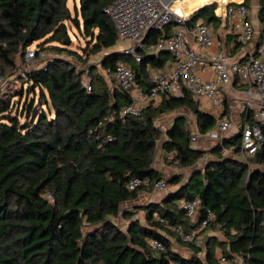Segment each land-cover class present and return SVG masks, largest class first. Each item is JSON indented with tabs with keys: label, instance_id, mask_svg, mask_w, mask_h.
<instances>
[{
	"label": "trees",
	"instance_id": "obj_1",
	"mask_svg": "<svg viewBox=\"0 0 264 264\" xmlns=\"http://www.w3.org/2000/svg\"><path fill=\"white\" fill-rule=\"evenodd\" d=\"M40 1L41 14L35 20ZM113 1L80 0L73 14L69 0H0V78L10 84L13 80L28 83V92L32 88L40 98L37 109L31 103L19 111L14 97L0 89V264H219L218 249L230 260L238 255L244 264H264V143L255 155L239 159L240 133L210 151L193 147L184 117L176 118L165 133L156 120L183 107L197 117L201 134L218 123V117L200 109L187 88L182 96L164 92L161 101L151 102L139 117L124 116L130 97L99 67L113 72L118 63L127 64L137 82L148 89L149 68L165 66L174 55L150 54L139 47L141 61L133 54L112 51L98 64L88 63L118 44L117 29L105 11ZM191 1L201 6L208 0ZM250 2L243 3L250 7ZM215 9L195 12L193 20L216 22ZM258 17L264 19V0ZM69 23L89 39L81 52L69 48L73 43ZM171 33L172 25L151 29L144 44ZM39 41L36 57L50 50L66 53L88 64L87 69H77L75 63L58 57L21 76L18 58L26 59L28 49ZM52 42L60 46L49 45ZM85 74L91 91L84 87ZM246 121L254 123L251 113L245 114ZM261 128L264 136V123ZM164 135V151L175 153L173 161L181 168L209 155L216 159L207 161L189 182L160 202L137 206V211L146 213L143 225L133 219L134 212L121 206L165 179L154 166ZM226 148L231 154L223 153ZM134 177L147 182L130 190ZM166 181L168 187L177 186L183 176L176 174ZM195 198L201 206L192 220L181 203ZM209 211L213 218L200 234L220 231L224 240L212 235L200 247L183 241L167 226L190 231ZM121 215L129 221L126 230L113 219ZM170 237L195 254L187 258L176 252ZM152 240L165 249L156 248Z\"/></svg>",
	"mask_w": 264,
	"mask_h": 264
},
{
	"label": "built area",
	"instance_id": "obj_2",
	"mask_svg": "<svg viewBox=\"0 0 264 264\" xmlns=\"http://www.w3.org/2000/svg\"><path fill=\"white\" fill-rule=\"evenodd\" d=\"M183 0H114L105 11L112 18L117 29L119 39L132 41L130 46L122 51L133 54L137 61L141 57L137 48L141 47L146 53L158 54L160 51H169L174 55L173 67H150V87L144 88L137 82L132 68L124 63H118L115 70H103L107 77L114 78L121 89L130 97V103L123 109L122 114L139 117L144 109L151 103H159L162 94L168 92L174 96H182L185 89H189L197 100L207 99L213 108H222L225 104V92L233 85L236 78L247 86L246 100L241 105L245 114H252L254 123L246 122L237 127L232 120L219 121L207 135L216 142V146L223 143L225 138L233 137L232 132L241 134L242 159L255 155L264 143L262 124L264 123V19L260 20L263 30V38L255 51L245 57L244 60H235L225 51L211 53L209 58L199 54L191 45L193 40L200 48H211L215 41V22H207L203 18L193 20L194 12H181L179 3ZM244 2V1H243ZM243 2L217 1L215 15L228 21L236 22L239 28V39L243 43L253 40L256 28L251 20V8ZM172 25V33L145 45L144 39L151 29L165 30ZM37 47L29 48L26 52V60L41 59L44 65L47 60L60 57L57 53L43 51L36 57ZM169 65V64H167ZM28 68L21 74L24 76ZM0 89H5L9 80ZM84 87L92 90L90 80H83ZM198 136H192L196 141ZM224 154H229V149H224ZM147 181L134 177L130 180L128 188L136 190ZM154 191H167L168 185L165 179L155 183ZM186 210V215L194 220L201 206L200 199L184 200L181 203ZM213 218V213L208 212L207 217L198 227L186 231L182 226H170L183 241L194 242L204 247V239L200 231L208 226ZM151 243L159 250H164V245L158 240ZM219 264H234L233 260L222 255Z\"/></svg>",
	"mask_w": 264,
	"mask_h": 264
},
{
	"label": "crops",
	"instance_id": "obj_3",
	"mask_svg": "<svg viewBox=\"0 0 264 264\" xmlns=\"http://www.w3.org/2000/svg\"><path fill=\"white\" fill-rule=\"evenodd\" d=\"M210 1L211 0H208L207 2H210ZM217 1L218 2L221 1L222 3H225L231 0H217ZM243 1L244 0H238V2H243ZM216 5L217 4H215V6ZM179 7L183 12H190L197 6L193 5L191 0H183L182 2L179 3ZM250 8H251V20H252L253 25L256 28V33H255L253 40L250 41L249 43H243L240 41L239 34H238L239 28L236 22L228 21L223 18H218V20L215 22L216 41L211 48H208V49L200 48L193 40H191L190 45L199 54L205 56L206 58H209L211 56V53H214L216 51H225L231 54L235 60H244L246 56H248L253 51H255L259 42L263 38V30L260 24V19L258 17V12L260 8V0H251ZM120 40H123V39H119L118 42H120ZM121 45L122 44H117L115 47L110 48L111 52L112 51H122L123 48L127 47V46H121ZM167 64L165 66H170L171 68V66L173 65V60L169 61ZM246 89H247V86L239 82L238 78H236L233 85L228 87V89L225 92V104L222 108H218V109L213 108L209 100L200 99L198 100L200 109L204 112L214 114L216 117L219 118L218 122L223 119H230L239 128L241 127L242 124L247 122V121L244 122L245 113H243L241 110V105L243 101L246 100V97H247L246 92H245ZM178 117L186 118L187 127L189 131L191 132V137L198 136V139L196 141L191 140V143L194 148L200 149L203 151H210L213 147L216 146V142L212 140L207 134H201L199 132L198 125H197V117L188 108L183 107V108H180L179 110L165 113L156 120V123L166 133L173 126L174 120ZM232 133L234 135L238 134V132H232ZM165 139H166V135H164L163 139L160 141L158 145L154 166L159 172L163 173L164 178L166 180L171 179L176 174H181L183 176V181L177 186H169L167 191L156 192L152 190L150 192L148 191L143 192L139 195L137 199L132 200V201H127L122 204L121 207L124 211H128V212L136 211V213L134 212L135 216L133 217V219L140 220L143 225L146 224V213L143 210H140L137 212V206H142V205L152 203V202H160L168 193L177 190L179 187H181V185L189 182L193 173L197 170H201L205 166L207 161L216 159L214 156L209 155L207 156V158L200 160L197 164L191 167L181 168L177 165V162L173 161L175 153L169 154L164 151L163 141ZM160 153L162 155V157H160L161 159L158 158ZM229 154H231L230 149H229ZM237 156L239 159H242L241 154ZM142 213H143V217H142ZM114 220L116 222L117 220H123L122 222L120 221V223L119 222L117 223L124 230H126L129 224L128 220L124 219L122 215L117 217L116 219L114 218ZM201 235L204 239V244L206 243L208 238L212 235L218 236L220 239L224 240V235L220 231L209 229L204 234H201ZM173 238L174 237H170L172 244H173V249L176 252L180 253L181 255L187 258L195 254V252L190 247L183 245L181 242L178 241V239H174L173 241L172 240ZM199 255L201 257H204V253H200ZM222 255H223L222 251L218 249L217 256H216L217 259H219ZM238 258H240L238 257V255H234V258L232 260L235 261V259H238Z\"/></svg>",
	"mask_w": 264,
	"mask_h": 264
},
{
	"label": "rangeland",
	"instance_id": "obj_4",
	"mask_svg": "<svg viewBox=\"0 0 264 264\" xmlns=\"http://www.w3.org/2000/svg\"><path fill=\"white\" fill-rule=\"evenodd\" d=\"M75 5H77L78 7L80 6V0H69V6L72 9L73 14H75ZM69 33L72 37L73 43L72 45L69 47L71 50H75V51H82L81 48L85 47L88 43L87 37H85L83 35V33H81L76 27H74L71 23H69ZM42 41L36 42L31 48L34 49L35 47H37V45L39 43H41ZM132 41L129 40H120V42H118V44H122L121 46H130V43ZM49 45L51 46H60L59 43L56 42H52L49 43ZM120 46V47H121ZM119 47V48H120ZM51 53H54L53 51H48ZM111 52V49H107L104 50L103 52L92 56L88 63L91 64H98L100 62V59L103 57V55H105L106 53ZM60 58H64L66 60H70L71 62L75 63L77 65V69H87L88 64H84V63H79L78 60L75 58V56L72 55H68L66 53L63 54H59ZM19 64H20V69L18 70V74H22L23 70L25 68H28L29 70L34 69V68H38V67H42L44 66V61L37 58L34 60H30L27 61L24 57V59H19ZM99 70L101 71L102 74H104L103 70L101 69V67H99ZM12 78H15L12 77ZM108 78V81L114 80L113 78ZM84 79L85 80H90V77L88 74L84 75ZM4 81V80H3ZM5 84V82H0V85L3 86ZM6 85V84H5ZM2 92L4 91L5 94H9L10 96H13L14 98L12 99L13 103H14V108L20 110H25V105H30L31 103L34 104V110L37 109L40 105V98H39V94L38 92H32V88L31 90L28 92V83L23 84L22 81L20 80H13L12 83L10 85L7 84L5 89H1ZM20 92V95H17ZM22 120H24V118H22ZM162 157L161 153L158 156V158ZM161 159V158H160ZM136 210V209H135ZM136 213V211H134ZM138 212V211H137ZM142 217H143V213H142ZM117 217H115L116 219ZM114 219V218H113ZM120 221L122 222L123 220H117V222L120 223ZM174 239L177 238H173L172 240L174 241ZM240 258L235 259L234 264H244L243 259L241 258V256H238Z\"/></svg>",
	"mask_w": 264,
	"mask_h": 264
},
{
	"label": "water",
	"instance_id": "obj_5",
	"mask_svg": "<svg viewBox=\"0 0 264 264\" xmlns=\"http://www.w3.org/2000/svg\"><path fill=\"white\" fill-rule=\"evenodd\" d=\"M216 2H217V0H211L210 2L202 4L201 6L195 7L192 11L195 13V12H198V11L204 9V8L213 7V6H215ZM41 8H42V6H41V1H40L39 8H38V11H37L36 16H35V20H38L40 14H41Z\"/></svg>",
	"mask_w": 264,
	"mask_h": 264
},
{
	"label": "bare ground",
	"instance_id": "obj_6",
	"mask_svg": "<svg viewBox=\"0 0 264 264\" xmlns=\"http://www.w3.org/2000/svg\"><path fill=\"white\" fill-rule=\"evenodd\" d=\"M181 12H183L182 10H180Z\"/></svg>",
	"mask_w": 264,
	"mask_h": 264
}]
</instances>
